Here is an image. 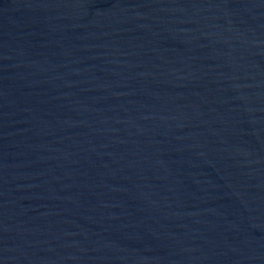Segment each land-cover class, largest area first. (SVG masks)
Listing matches in <instances>:
<instances>
[{
    "label": "water",
    "instance_id": "95a60500",
    "mask_svg": "<svg viewBox=\"0 0 264 264\" xmlns=\"http://www.w3.org/2000/svg\"><path fill=\"white\" fill-rule=\"evenodd\" d=\"M0 264H264V0H0Z\"/></svg>",
    "mask_w": 264,
    "mask_h": 264
}]
</instances>
